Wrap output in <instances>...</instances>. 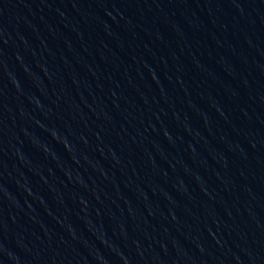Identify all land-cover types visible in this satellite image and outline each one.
Returning <instances> with one entry per match:
<instances>
[{"label":"water","instance_id":"1","mask_svg":"<svg viewBox=\"0 0 264 264\" xmlns=\"http://www.w3.org/2000/svg\"><path fill=\"white\" fill-rule=\"evenodd\" d=\"M0 264H264V0H0Z\"/></svg>","mask_w":264,"mask_h":264}]
</instances>
